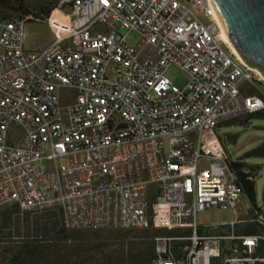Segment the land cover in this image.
Segmentation results:
<instances>
[{
    "label": "built area",
    "instance_id": "obj_1",
    "mask_svg": "<svg viewBox=\"0 0 264 264\" xmlns=\"http://www.w3.org/2000/svg\"><path fill=\"white\" fill-rule=\"evenodd\" d=\"M214 10L213 0H56L44 16L56 39L42 51L25 49L30 16L0 17V210L56 215L70 230L190 231L155 236L152 264H264V232L236 235L238 161L220 135L205 149L209 132L264 109V91H247L261 75ZM173 65L189 75L183 87L167 76ZM64 89L76 90L66 106ZM212 208L236 218L201 226Z\"/></svg>",
    "mask_w": 264,
    "mask_h": 264
},
{
    "label": "trees",
    "instance_id": "obj_2",
    "mask_svg": "<svg viewBox=\"0 0 264 264\" xmlns=\"http://www.w3.org/2000/svg\"><path fill=\"white\" fill-rule=\"evenodd\" d=\"M54 3L47 0H39L36 4L29 0H0V17L17 14L21 18L30 16L28 21L42 20L44 15L53 11ZM33 5L41 12H33ZM260 112L253 114L264 117V112ZM234 167L239 172L245 195L255 203V181L242 171L246 164L236 162ZM17 212L16 206L15 210L2 212L0 241L3 237L5 247L0 250V264H152L156 255L153 236H120L116 232L101 230L84 233L66 229L56 215L35 218L26 215L21 219L16 216ZM139 230L147 233L151 229ZM139 238L144 240L139 241Z\"/></svg>",
    "mask_w": 264,
    "mask_h": 264
},
{
    "label": "rangeland",
    "instance_id": "obj_3",
    "mask_svg": "<svg viewBox=\"0 0 264 264\" xmlns=\"http://www.w3.org/2000/svg\"><path fill=\"white\" fill-rule=\"evenodd\" d=\"M29 1L32 4H36L39 0ZM47 2H56V0H47ZM31 10L33 12H41L35 5L31 7ZM117 26L120 25L117 24ZM104 29V26L98 25L94 31L105 32ZM127 32V30H121V33L126 36L129 44H136L139 40V35L136 32H131L129 34H127ZM55 39V32L45 19L26 21L24 45L27 51L45 50L54 43ZM167 76L180 87H183L189 81L188 73L176 65H173L168 69ZM245 86L248 87V84H245ZM247 91L251 94H262L264 91V82L254 84L253 88L248 89ZM75 95L76 90L64 89L61 92L62 104L64 106L71 104ZM263 112L264 109L260 113ZM217 135L222 137L232 160L244 162L246 164L245 170L250 172V175L255 181L256 201L253 203L246 195L242 196L241 201L244 211L240 215L237 226L254 229L258 227L259 231H264V117L261 114H248L240 118V120L221 124L213 130V132H209L206 135L205 149L207 151L211 150L212 142ZM6 209L15 210V206L3 207L0 210V219L2 217V212ZM235 218L236 213L231 208H212L200 213L198 220L199 224L204 226L228 224ZM3 227H6V225L4 224ZM76 231L84 233L94 232V230ZM101 231L116 232V234H119L120 236H143V238H147L148 236L152 238V236L155 237L157 235L170 234L167 230H150L147 231V233H143L139 229H103ZM182 233H186V231ZM140 240L144 239L139 238V241ZM4 247L5 241H3L2 237L0 241V250Z\"/></svg>",
    "mask_w": 264,
    "mask_h": 264
},
{
    "label": "water",
    "instance_id": "obj_4",
    "mask_svg": "<svg viewBox=\"0 0 264 264\" xmlns=\"http://www.w3.org/2000/svg\"><path fill=\"white\" fill-rule=\"evenodd\" d=\"M213 4L243 60L264 75V0H213Z\"/></svg>",
    "mask_w": 264,
    "mask_h": 264
},
{
    "label": "bare ground",
    "instance_id": "obj_5",
    "mask_svg": "<svg viewBox=\"0 0 264 264\" xmlns=\"http://www.w3.org/2000/svg\"><path fill=\"white\" fill-rule=\"evenodd\" d=\"M214 16L215 18L219 21V23L222 26V36L224 38V40L227 42V44L234 50V52L243 60L242 56L240 55V53L238 52V50L236 49L235 45L233 44L232 40L230 39L227 30L225 28V25L220 17V15L218 14L217 10H214ZM244 61V60H243ZM260 75L262 80L264 81V75L262 74V72L258 69H255Z\"/></svg>",
    "mask_w": 264,
    "mask_h": 264
},
{
    "label": "crops",
    "instance_id": "obj_6",
    "mask_svg": "<svg viewBox=\"0 0 264 264\" xmlns=\"http://www.w3.org/2000/svg\"><path fill=\"white\" fill-rule=\"evenodd\" d=\"M186 231V233H182ZM175 233L173 234H178V235H189V230L187 229H181V230H176L174 231ZM264 231L263 230H260L259 231V228H247V227H243L241 228V226H237V233L236 235L239 236V235H253V234H260V233H263Z\"/></svg>",
    "mask_w": 264,
    "mask_h": 264
}]
</instances>
